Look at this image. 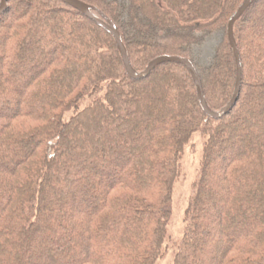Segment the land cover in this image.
I'll list each match as a JSON object with an SVG mask.
<instances>
[{
  "label": "trees",
  "instance_id": "16d2710c",
  "mask_svg": "<svg viewBox=\"0 0 264 264\" xmlns=\"http://www.w3.org/2000/svg\"><path fill=\"white\" fill-rule=\"evenodd\" d=\"M28 1L0 16V264H156L197 133L203 155L173 264H264V0L235 25L241 93L218 120L184 65L131 79L105 29L60 0H34L33 12ZM80 1L113 22L137 72L185 58L212 111L231 101L227 30L244 0ZM216 34L201 65L195 49Z\"/></svg>",
  "mask_w": 264,
  "mask_h": 264
},
{
  "label": "water",
  "instance_id": "95a60500",
  "mask_svg": "<svg viewBox=\"0 0 264 264\" xmlns=\"http://www.w3.org/2000/svg\"><path fill=\"white\" fill-rule=\"evenodd\" d=\"M10 0H1L0 1V16L3 15L8 10V3ZM61 2L65 3L66 5L78 10L80 13L97 23L99 26H101L103 29H105L108 33H110L116 40V43L119 47L120 54L123 58V63L126 69V72L128 76L131 79L134 80H140L148 77L152 71H154L158 66L164 64V63H178L181 65H184L188 68L190 71L193 80L196 84L197 91H198V97L200 100V104L205 111V113L213 118V119H221L227 114L231 112L233 107L236 105L238 98L240 96L241 92V86H242V63H241V57L240 52L238 49L237 41L234 34V28L236 23L241 19V17L244 15V13L247 11V9L257 0H244L242 5L239 7L237 12L233 15L231 20L228 24V39L230 46L232 48L235 63H236V83H235V89L234 94L231 99V101L228 103L227 106H225L223 109H221L218 112L212 111L207 103V100L205 98V94L203 91L201 79L199 77V74L194 67V65L185 58L181 57H175V56H161L156 59H154L143 72H137L131 65V62L128 57V52L125 47V44L122 41L121 34L110 20L106 18H100L94 14L95 8L91 5H88L80 0H60Z\"/></svg>",
  "mask_w": 264,
  "mask_h": 264
},
{
  "label": "rangeland",
  "instance_id": "374dc122",
  "mask_svg": "<svg viewBox=\"0 0 264 264\" xmlns=\"http://www.w3.org/2000/svg\"><path fill=\"white\" fill-rule=\"evenodd\" d=\"M117 1L123 2L124 0ZM28 5L30 12H33L35 6H37V2L34 0H29ZM259 15L260 13L257 12L256 16ZM221 38L222 37L220 34L207 37L200 46L196 47L195 55L201 65H208L210 63L214 53V48L221 42ZM36 47L37 44H32L33 49ZM33 52H35V50ZM133 96L135 97L136 95L133 94ZM137 98L138 97H135V99ZM140 98L137 100L140 101ZM140 126L142 127L143 125L140 124L138 129ZM203 143V138L199 133H197L194 135L191 144L185 149L181 161V175L175 182L172 193V213L167 228L168 237L165 243V251L163 256L157 261L156 264H173L174 262L177 252V244L181 241L184 234V217L188 206V201L192 193L194 181L196 180L200 169L203 155ZM78 246L79 245H77V247Z\"/></svg>",
  "mask_w": 264,
  "mask_h": 264
},
{
  "label": "bare ground",
  "instance_id": "6f19581e",
  "mask_svg": "<svg viewBox=\"0 0 264 264\" xmlns=\"http://www.w3.org/2000/svg\"><path fill=\"white\" fill-rule=\"evenodd\" d=\"M8 9H9V7H8ZM7 11H8V10H7ZM7 11H6V12H7ZM6 12H5V13H6ZM5 13H4V14H5ZM4 14H3V15H4Z\"/></svg>",
  "mask_w": 264,
  "mask_h": 264
}]
</instances>
